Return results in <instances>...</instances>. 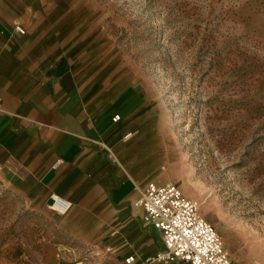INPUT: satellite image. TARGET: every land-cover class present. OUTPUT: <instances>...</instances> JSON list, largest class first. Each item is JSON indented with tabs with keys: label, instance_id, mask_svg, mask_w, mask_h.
Wrapping results in <instances>:
<instances>
[{
	"label": "crops",
	"instance_id": "1",
	"mask_svg": "<svg viewBox=\"0 0 264 264\" xmlns=\"http://www.w3.org/2000/svg\"><path fill=\"white\" fill-rule=\"evenodd\" d=\"M69 5L0 0V183L38 217L33 264H161L162 233L133 204L168 179L152 168L149 90L112 72Z\"/></svg>",
	"mask_w": 264,
	"mask_h": 264
},
{
	"label": "rangeland",
	"instance_id": "2",
	"mask_svg": "<svg viewBox=\"0 0 264 264\" xmlns=\"http://www.w3.org/2000/svg\"><path fill=\"white\" fill-rule=\"evenodd\" d=\"M68 2L149 90L155 174L198 200L234 264H264V0ZM37 224L0 183V264L34 263Z\"/></svg>",
	"mask_w": 264,
	"mask_h": 264
},
{
	"label": "built area",
	"instance_id": "3",
	"mask_svg": "<svg viewBox=\"0 0 264 264\" xmlns=\"http://www.w3.org/2000/svg\"><path fill=\"white\" fill-rule=\"evenodd\" d=\"M15 28L23 32L19 25H15ZM1 107L0 99V111ZM119 118L116 115L114 120ZM130 135L128 133L126 136ZM60 163V160L57 161L55 166ZM133 204L141 208L144 219L162 233L165 248L153 260L161 264L178 260L191 264H234L223 237L201 213L198 200L185 196L175 182H150ZM53 208L64 213L69 209V202L54 195ZM133 259L130 256L126 261Z\"/></svg>",
	"mask_w": 264,
	"mask_h": 264
},
{
	"label": "bare ground",
	"instance_id": "4",
	"mask_svg": "<svg viewBox=\"0 0 264 264\" xmlns=\"http://www.w3.org/2000/svg\"><path fill=\"white\" fill-rule=\"evenodd\" d=\"M120 119V118H119Z\"/></svg>",
	"mask_w": 264,
	"mask_h": 264
}]
</instances>
